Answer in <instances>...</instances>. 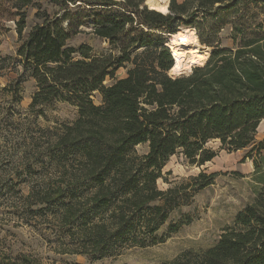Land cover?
<instances>
[{"label":"trees","instance_id":"trees-1","mask_svg":"<svg viewBox=\"0 0 264 264\" xmlns=\"http://www.w3.org/2000/svg\"><path fill=\"white\" fill-rule=\"evenodd\" d=\"M145 1L0 0V37L14 21L16 56L24 76L36 81L32 110L42 115L44 106L62 101L78 109L77 121L48 132L41 164L54 181L29 195L42 209L54 206L63 254L97 260L165 242L159 230L184 205L185 188L162 190L158 181L177 153L203 166L216 157L208 147L213 141L230 152L249 150L247 158L264 150L256 141L264 121V0H170L168 13ZM29 6L41 23L24 35ZM86 26L116 54L70 47ZM180 28L195 29L212 52L197 62L201 67L172 76L171 40ZM226 28L229 48L222 46ZM127 65L126 76L116 79ZM141 145L149 150L139 155ZM213 178L200 174L198 189ZM189 221L174 222L168 234ZM235 221L214 246L165 264H264V185ZM0 264L37 262L21 256Z\"/></svg>","mask_w":264,"mask_h":264},{"label":"rangeland","instance_id":"rangeland-1","mask_svg":"<svg viewBox=\"0 0 264 264\" xmlns=\"http://www.w3.org/2000/svg\"><path fill=\"white\" fill-rule=\"evenodd\" d=\"M25 12L24 35H27L41 20L35 7L29 6ZM230 32L226 28L221 33L225 48L233 45ZM19 45L17 25L9 21L0 37V259L27 256L37 264H165L190 250L205 251L217 244L223 230L234 226L238 212L251 203L264 185V150L247 158L249 150L230 152L219 141H213L208 147L216 157L203 166L194 165L177 153L164 168V178L158 181L162 190L174 186L185 188L184 205L159 230L158 238L165 237V242L120 249L113 257L97 260L83 254H63L60 230L53 219L54 206L42 209L33 204L34 198L30 199L29 195L54 181L50 166L41 164L50 137L48 132L55 134L56 129L77 121L78 109L62 101L44 106L42 115L32 110L36 81L28 74L24 76L16 56ZM68 45L75 49L87 45L96 57L117 52L108 40L97 37L88 26L82 27ZM190 47L200 53L199 58L206 53L208 57L204 61L212 52L201 45L198 36L196 44L172 45V50L185 52ZM187 58L176 72H170L172 76L185 75L202 66L189 63ZM129 67L119 70L116 79L125 77ZM111 82L108 79L105 84ZM93 101L102 104L99 93L94 94ZM259 127L256 141L264 143V121ZM148 150L147 145L136 148L139 155ZM200 174L214 175L212 183L201 190L196 181ZM181 221L189 224L168 234L169 226Z\"/></svg>","mask_w":264,"mask_h":264},{"label":"clouds","instance_id":"clouds-1","mask_svg":"<svg viewBox=\"0 0 264 264\" xmlns=\"http://www.w3.org/2000/svg\"><path fill=\"white\" fill-rule=\"evenodd\" d=\"M163 3V7L160 4ZM148 7L149 9H155L161 13H167L168 11V4L164 2V0H160V3H154L153 0H148ZM197 38L195 36V29L188 30L185 29L183 33L175 35L172 40V45H179V44H196ZM187 52L183 51H174L175 57V67L171 70L172 72H176L181 64L184 62V57L187 56ZM199 59L197 58L195 52L192 53V59H190L189 63H197Z\"/></svg>","mask_w":264,"mask_h":264},{"label":"bare ground","instance_id":"bare-ground-1","mask_svg":"<svg viewBox=\"0 0 264 264\" xmlns=\"http://www.w3.org/2000/svg\"><path fill=\"white\" fill-rule=\"evenodd\" d=\"M153 2H154V3H160V0H153ZM164 2L168 4V0H164ZM160 6L163 7V6H164L163 3H161ZM168 7H169V4H168ZM185 29L192 30L193 28H184V29H180V32H179L178 34L183 33V31H184ZM176 35H177V34H176ZM195 36H196V31H195ZM196 38H197V36H196ZM195 48H196V47H195ZM185 52L188 53V55H187V57H188L187 60H189V61H190V59H192V53H193V52H195L197 58L200 57V53L197 52V51H195L193 47H190V49H186ZM185 57H186V56H185ZM185 57H184V60H185ZM183 64H184V62L181 64V66H182ZM181 66H180V67H181Z\"/></svg>","mask_w":264,"mask_h":264},{"label":"water","instance_id":"water-1","mask_svg":"<svg viewBox=\"0 0 264 264\" xmlns=\"http://www.w3.org/2000/svg\"><path fill=\"white\" fill-rule=\"evenodd\" d=\"M145 6H148L147 1H145ZM168 12H169V8H168ZM168 12H167V13H168ZM173 58H174V57H173Z\"/></svg>","mask_w":264,"mask_h":264}]
</instances>
